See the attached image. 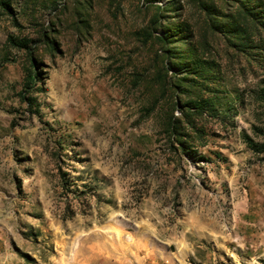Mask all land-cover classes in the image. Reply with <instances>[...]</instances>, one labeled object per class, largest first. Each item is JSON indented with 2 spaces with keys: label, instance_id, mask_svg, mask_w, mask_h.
<instances>
[{
  "label": "rangeland",
  "instance_id": "rangeland-1",
  "mask_svg": "<svg viewBox=\"0 0 264 264\" xmlns=\"http://www.w3.org/2000/svg\"><path fill=\"white\" fill-rule=\"evenodd\" d=\"M0 264H264V0H0Z\"/></svg>",
  "mask_w": 264,
  "mask_h": 264
}]
</instances>
